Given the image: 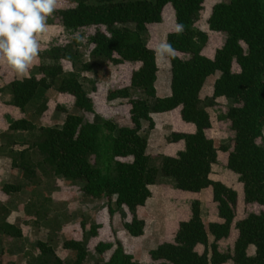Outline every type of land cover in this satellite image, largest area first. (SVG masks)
Here are the masks:
<instances>
[{"label": "trees", "instance_id": "1", "mask_svg": "<svg viewBox=\"0 0 264 264\" xmlns=\"http://www.w3.org/2000/svg\"><path fill=\"white\" fill-rule=\"evenodd\" d=\"M204 1L70 0L73 7L55 10L49 23L57 20L63 31L77 35L65 45L51 44L39 52L40 64L34 73L0 89L8 94L7 105L23 115L9 120L7 131L33 137L10 141V167L34 184L36 165L29 155L35 152L39 166L77 187L81 198L105 201L111 216L123 212L128 217L124 230L132 238L143 236L145 224L137 210L151 197L150 187L159 176L169 178L180 192L200 194L211 189L219 221L205 223L200 202L194 200L190 218L178 224L171 242L148 252V264H264V212L235 221L239 194L211 179L212 166L220 159L224 168L237 175L243 203L264 206V0H221L212 6L208 29L224 37L212 58L202 54L209 36L197 23ZM167 5L183 31L166 36L165 42L175 50L169 57L170 93L157 97L156 51L148 44L150 29L161 23ZM76 61H80V73H92L106 64L134 67L127 85L108 90L105 97L108 104L128 106L129 127L86 119L97 114L91 97L96 82L85 80L87 91L78 73L65 75L63 62L74 66ZM210 77L215 80L207 98L202 92ZM48 91L73 98L77 113L66 114L61 105L55 106V112L66 114L60 127L36 125L28 118L40 120L48 110L49 99L44 97ZM218 99L230 102L224 112L217 108ZM212 108L218 111L219 122L227 125V145L216 147L209 136L212 123L207 109ZM175 110L194 132L168 134L169 144L183 147L175 156H162L157 168L148 153L145 132L155 127L151 114ZM13 147L21 149L15 152ZM23 188L5 184L1 192L8 196ZM8 215L7 208L1 207L0 235L22 239L21 229L8 221ZM99 228L91 226L89 236L97 237ZM232 228L236 231L232 248L221 253L218 244ZM251 247L254 252L249 256ZM35 248L34 264H87L89 257L94 264H138L118 240L97 242L92 252L82 240H64L61 248L72 254L69 261L46 242L38 241ZM107 252L110 255L104 260Z\"/></svg>", "mask_w": 264, "mask_h": 264}, {"label": "rangeland", "instance_id": "2", "mask_svg": "<svg viewBox=\"0 0 264 264\" xmlns=\"http://www.w3.org/2000/svg\"><path fill=\"white\" fill-rule=\"evenodd\" d=\"M220 1L205 0L197 21L200 29L209 36V41L202 51V54L208 58H212L214 52L224 43V37L211 32L207 26L212 6ZM74 5L70 0H57L56 10L71 8ZM50 18L52 15L47 19L46 31L37 35L40 52L51 44L65 45L77 35L67 34L57 23V20L53 19L54 21L49 23ZM175 25L174 11L167 5L163 9L161 23L150 29L149 47L156 50L160 44L165 42L167 34L175 31ZM143 39L146 41V35H143ZM169 57L156 53L158 73L155 86L157 97H164L170 93ZM39 64L40 59L37 56L28 73L20 76L8 66L3 58H0V89L16 78L28 77L34 73ZM63 66L65 75L72 73L80 75L87 91L89 85L85 80L96 82V92L92 93L91 97L95 102L97 114L94 117L86 115L87 120L93 118L97 122L108 120L118 127L131 125L128 120V106L117 103L108 104L105 97L108 90L127 85L133 66L106 64L92 73H80V61H76L74 66L63 62ZM233 71H237V68L234 67ZM214 80L215 77L207 79L202 96L211 97ZM44 97L49 99V105L42 118L37 120L32 115L28 117L36 125L60 127L66 114L77 113L73 106V98L69 95L48 91ZM8 100L6 92L0 93V208L3 206L7 208L9 211L8 221L21 229L23 237L22 239H10L0 235V259L3 264H34L37 256L35 247L38 241L50 244L60 258L69 261L72 254L61 248L62 242L68 239L82 240L90 252L97 242L113 243L118 240L123 245L124 251L132 255L138 264H148V252L162 242H171L178 224L190 218L191 203L194 200L200 202L201 217L205 223L219 221L217 206L212 201L211 189H206L200 194L184 193L174 189V184L169 178L159 176L156 184L150 187L151 197L137 211L138 218L145 224L143 236L132 238L124 230L123 226L128 221V217L123 212L117 211L111 216L105 201L81 198L77 187L61 178L54 177L49 170L41 168L39 166L40 159L35 152L30 153L29 158L36 165V180L34 184L27 183L23 179L21 171L10 167L9 143L12 139L22 141L33 137L28 133L11 134L7 131L9 120L23 117L19 109L7 105ZM216 102L220 112H224L225 106L230 105V102L224 99H218ZM56 105H61L66 114L55 112ZM207 111L212 123L209 136L213 139L216 147L221 144L227 145L230 138L227 125L219 122V113L216 109H207ZM151 117L155 127L152 131L146 130L145 135L148 138V153L152 157V164L158 168L162 156H175L183 147L181 143L169 144L166 141V136L172 132L190 133L193 132V127L181 121L179 110L165 115L151 114ZM20 149V147H13L15 152ZM220 162L219 159L212 166L211 179L221 182L239 194L235 221L243 219L250 213L264 212V206L243 203L237 175L224 168ZM5 184H21L24 188L19 193L6 196L1 192ZM82 223H84V229L81 227ZM93 225L100 226L97 231L98 236L94 238L89 236L90 227ZM235 238L236 231L232 228L229 237L219 242V251L221 253L230 251ZM197 251L201 252L202 248L198 247ZM253 252V248H249L248 255H253ZM109 255L110 252H107L104 260H107ZM94 263L95 260L89 257L87 264Z\"/></svg>", "mask_w": 264, "mask_h": 264}, {"label": "clouds", "instance_id": "3", "mask_svg": "<svg viewBox=\"0 0 264 264\" xmlns=\"http://www.w3.org/2000/svg\"><path fill=\"white\" fill-rule=\"evenodd\" d=\"M57 0H0V58L20 76H24L39 55L38 34L47 29V19L56 10ZM177 33L183 25H175ZM160 56L174 53L168 42L155 50Z\"/></svg>", "mask_w": 264, "mask_h": 264}, {"label": "crops", "instance_id": "4", "mask_svg": "<svg viewBox=\"0 0 264 264\" xmlns=\"http://www.w3.org/2000/svg\"><path fill=\"white\" fill-rule=\"evenodd\" d=\"M187 125L190 126V127H193L191 124H187ZM193 132H194V127H193ZM193 132H190V133H193Z\"/></svg>", "mask_w": 264, "mask_h": 264}]
</instances>
